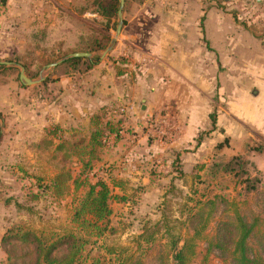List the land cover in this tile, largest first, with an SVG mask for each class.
Masks as SVG:
<instances>
[{
	"label": "rangeland",
	"instance_id": "rangeland-1",
	"mask_svg": "<svg viewBox=\"0 0 264 264\" xmlns=\"http://www.w3.org/2000/svg\"><path fill=\"white\" fill-rule=\"evenodd\" d=\"M7 1L0 0V62H3L0 65L4 66L0 67V232L3 230L4 233L5 230L23 220L30 223L32 228L46 226L54 233L71 231L74 207L87 188L82 185L86 177L91 182L98 178L107 183L111 193L109 199L111 215L109 227L104 229L103 235L98 237L95 234L87 236L83 231L80 233L88 237V242L77 257L78 264H120L121 260L130 264L137 258L144 260V264H175L170 257H164L167 248L163 247L162 238H157L153 246L145 244L137 246L136 237L141 233V228L146 221L157 222L163 214L170 217L169 224L174 226L173 233L181 231L180 234L185 237L184 227L180 228V225L173 222L175 219L183 220L185 217L186 212L182 215L179 212L181 209L187 210L183 207L185 196L190 197L191 201L187 206L191 207L201 198L200 193L206 194L210 189L212 191L210 194L216 193L228 200V203L223 202V205H217V210L215 207L216 216L212 225L219 226L222 219L232 217L234 209L245 219L251 220L253 217H258L260 223L256 231H260V236L253 238L252 243L259 247L264 246V236H262L264 234V139L252 135L239 152L244 157V161L242 160L245 164L244 168L247 166L250 175L261 180L254 191L246 192L244 185L236 186L233 181H227V179L206 190L205 184L212 177L209 174L210 170H205L200 173L203 183L192 188L197 189V193H191L188 185H183V179L176 178L178 175L173 169L176 165L189 175L196 172L193 168L196 165L204 163L209 167L213 160L222 163L229 159L227 149L219 156L212 155L214 145L223 139V84L231 83L233 77L241 74L249 75L252 69H227L231 59L226 64L223 52L217 51L219 43L215 41H219L220 34L216 33V25L223 23L224 18L231 20L234 24L243 25L248 34L256 33L252 22L255 18L252 9L256 0H188L194 5L200 4L201 7V10L195 12V18L199 23L197 27L200 28L197 32L202 33V40L196 42V45L197 48L204 47L206 57L201 55L198 64L209 66V68L188 69V58L182 57L180 53L174 54V51V56L168 50L162 53L164 58H169L176 68L171 69V73L177 81L191 82L196 74L195 81L199 82L201 90L208 96L211 105L210 116L215 118L216 125L213 129L207 126L197 133L196 136L201 139L200 145L196 143L197 138H195L193 143L180 142L179 146H171L173 138L170 140L156 138L154 121L148 122V117L151 114V120H154L158 116L156 113H163V110H161L162 107L160 110L154 108L153 96L147 99L149 112L145 117H138L139 119L137 118L141 114L139 101L128 110L126 104L122 102L113 105L105 104L95 108L91 116L80 109V113H84L83 116L79 115L80 118L75 112H78L76 105L72 103L68 106L66 113L61 112L57 106L56 113L52 112L49 116V108L46 107L48 103L60 104L56 99L59 95L57 91L59 84L56 81L53 82L54 84L48 82L45 87L39 85L45 78L49 81L54 80L53 77L65 75L84 77V81L88 77L87 72L95 66L100 67L99 69L111 67L129 69L131 50L127 47L128 43H131L130 36L136 31V20L134 21L133 18L139 17V6L146 1L152 3L177 0H127L126 5H123L124 9L122 8V29L114 45L115 47L119 43L120 50L111 55L113 47L104 56L102 52L107 46L103 50L88 52L92 54V57L87 59H97V63L92 68L89 67L87 60L71 63L66 62L70 59L68 58L54 67L45 68L48 64H42L38 59L21 58L32 54L42 56L44 50L54 49L56 52L66 50L67 53L63 56L54 58L53 62H56L77 52L81 44V48L90 46L91 39H101L103 35H109L111 39L115 33L118 17L107 21L99 15L92 14L90 10L79 12L82 2L86 4V0L82 2L74 0L56 12L60 18L57 22H67L68 25L61 28L51 26L48 29L47 39L43 41L35 35L41 28H36L37 26L32 25L33 22L28 24L27 11H20L18 14L15 2L7 4ZM261 2L264 3V0ZM86 5L83 6L86 7ZM87 6L91 7L89 4ZM40 12H38L39 16ZM161 23L162 21L159 22ZM59 33L65 37V41L55 40ZM125 36L126 39H124ZM123 40L126 41L125 47ZM133 45H135L134 42L131 47H134ZM121 53L123 54L120 55ZM208 53L210 58L207 57ZM21 61H25L28 65V73L32 77L30 79L37 80L41 76L43 80L23 86L19 81L20 67H23ZM231 63L234 62L231 61ZM140 64L145 66L144 74L162 73L157 60L155 62L154 59L144 58L140 60ZM150 70L152 72H149ZM260 99L263 101V98ZM118 118H121L124 123L120 120L122 127L115 126V128L117 127L118 132L123 130L126 138L116 141L119 145L113 147H118L117 150L107 145L112 143L113 138V136L109 138V134L102 138L101 141L104 144L98 147L91 160L88 159V154L80 158V155H75L71 149L55 150L56 145L63 142L66 146L75 145L77 151L81 149L86 153L89 152L90 143L88 142L91 133L105 122H115ZM162 132L165 130H161ZM139 136L143 139L139 140ZM247 147L260 148L261 154L257 150L250 151ZM198 161L203 162L198 163ZM85 163H88L89 167ZM83 166L84 170L89 168L90 171H82ZM258 166L260 170L257 173L253 167L256 169ZM65 172H69L72 178L65 181L66 185L61 194L55 196L50 191L52 189H48V185L55 176ZM184 179V183L189 180V178ZM171 185L176 188L174 191L171 190ZM224 185H227V189H223ZM166 199L169 200L165 204ZM16 203H20L23 209H18ZM230 203H237L234 205L236 207L229 206ZM26 208L31 209L30 215ZM73 231L76 230L73 228ZM182 241L183 239L179 242V246ZM205 247V243L199 244L198 253L190 264L201 262L206 253ZM26 248L28 250L23 249L19 252L27 253L20 260L25 264L33 257L31 249ZM6 257L5 248L0 245V264L4 263ZM207 264H229L228 257L219 254L217 250H212L208 254Z\"/></svg>",
	"mask_w": 264,
	"mask_h": 264
},
{
	"label": "crops",
	"instance_id": "crops-1",
	"mask_svg": "<svg viewBox=\"0 0 264 264\" xmlns=\"http://www.w3.org/2000/svg\"><path fill=\"white\" fill-rule=\"evenodd\" d=\"M73 1L8 0L7 4L15 2L18 14L20 11H27L28 24L33 22L32 25L37 26L36 28L40 27L41 29L36 32L43 30L46 40L51 26L61 28L68 25L67 22H57L60 18L56 12ZM256 1L252 9L255 17L252 19L254 24L252 25L256 33L248 34L243 25L234 24L231 20L224 18L223 23L216 25V33L220 34L219 41H215L219 43L217 51L223 52L226 64L231 59L227 69H252L249 75L241 74L233 77L231 83L223 84V138L227 137L229 140V146L226 148L227 156L241 152L252 135L264 139V3L261 0ZM197 10H201L200 4L194 5L188 0L143 2L139 6V17L133 18L134 21L136 20V31L130 36L131 43H128L127 47L131 50L129 69H113V67L99 69L100 67L95 66L87 72L88 77L84 81V77L78 78L73 75L53 77L55 81L51 83L57 81L59 84L57 89L59 95L56 99L60 104L48 103L46 107L49 108V116L52 112L56 113L57 106L61 112L66 113L68 106L72 103L76 105L78 112H75L80 118L84 115L80 113V109L91 116L95 108L105 104L113 105L122 102L126 104L128 110L139 101L141 114L137 118H142L149 112L147 99L153 96L154 108L160 110L162 107L161 110H163V113H156L158 116L154 119L163 117L171 124V127L164 129L165 135L155 134L158 140L173 138L171 146H179L180 142L190 144L197 138V133L205 127L210 126L213 129L211 122L209 123L211 105L208 96L201 90L199 82L195 81L196 74L191 82L177 81L171 73V69L176 68L169 58H164L162 53L164 50H168L172 56L180 53L182 57L188 58V69L209 68V66L198 64L201 55L206 57V50L203 46L197 48L196 45V42L202 40V33L197 32L200 31L197 27L199 23L195 18ZM160 21H162L161 24H159ZM55 40L65 41L66 39L59 33ZM125 42V40L122 41L123 44ZM132 42L135 43L134 47H131ZM120 48L121 46L117 43L110 54L118 52ZM207 57L210 58L209 53ZM144 58L154 59L155 62L157 60L162 73L144 74L145 66L140 64V60ZM260 98H263V101ZM53 116L55 117V114ZM129 119L133 120L130 117ZM120 120L122 119L118 118L115 122H111L121 128L124 121ZM150 121L151 114L148 117V122ZM218 121L220 124V118ZM135 127L137 129V125ZM119 133L120 138L109 134V138L113 136L112 143L107 144L109 148L118 146L119 144L116 143L118 139L126 138L123 130H119ZM141 139H143L142 136H139V140ZM200 143L201 140L199 145ZM117 148L114 149L117 150ZM257 169L260 170V167L258 166ZM183 172L186 174L185 171ZM0 234L1 239L3 230Z\"/></svg>",
	"mask_w": 264,
	"mask_h": 264
},
{
	"label": "trees",
	"instance_id": "trees-1",
	"mask_svg": "<svg viewBox=\"0 0 264 264\" xmlns=\"http://www.w3.org/2000/svg\"><path fill=\"white\" fill-rule=\"evenodd\" d=\"M126 3L127 0L124 1V5H126ZM86 4H89L91 7L88 8ZM86 4H84V1L82 2L79 12L90 10L92 13L103 17L107 21L117 17V11L119 9L118 0H86ZM83 5H86V7ZM35 35L36 37L38 35L37 38L40 40H45L46 35L43 30L38 31ZM109 40V35H103L101 39H91L89 42L90 46L81 48V44L80 47L77 48V52H94L103 50L107 46ZM66 53V50L63 52H56L54 49L49 51L44 50L42 56L33 54L24 55L21 59L30 57L40 60L42 64H50L54 61V58L56 59ZM81 60H87L90 64V68L97 63L96 58L92 60L87 58H70L66 62L74 63ZM21 63L23 64L22 66L26 77L29 79L32 78L28 73V65L26 62L21 61ZM0 67L4 66L0 65ZM52 81L55 80L51 79L47 81V78H45L39 85H43L45 87L48 82ZM210 119L211 126L214 128L215 118L210 116ZM56 132H53V134H56ZM112 133L115 137H119V132L116 130L115 124L107 121L91 133L88 142V144L90 143L89 152L86 153L84 150L81 151V149L77 151L75 145L70 147L68 145L66 146V143L63 142L58 143L55 150L58 151L64 148L71 149V152L75 155L79 154L80 158H82V155L88 154V159L91 160L95 156L98 147L104 144L101 141L102 138L105 135ZM199 139L200 137H197L196 139L198 144L201 140ZM59 140L61 139L59 138ZM228 146L229 140L227 137H224L221 141L214 145L212 155L214 157L219 156ZM247 149L250 151L257 150L259 154H261L262 151V149L255 147H247ZM228 158L229 159L222 163L217 160H213L209 167H207L204 163L196 165V167H194L196 172L189 175H186L176 165H174L173 169L177 172L178 177L176 178L183 179V185L187 184L191 193H197L198 190L192 188H195L198 184L203 183V181H201L200 173L205 170H210L209 174L212 177L211 180L207 181L205 184L206 190L209 189L210 186L218 185L217 183L220 184L227 179V181H233V184L236 186L244 185L246 192L254 191L256 189V185L260 183L261 180L259 178L252 177L247 169V166L244 168L245 164L242 163L244 161L243 155L241 153H237L229 156ZM85 164L89 167L88 163ZM84 168L85 167L83 166V169L81 168V170L83 171ZM253 169L257 173L259 172L257 168L255 169L253 167ZM87 170L90 171L89 168H87ZM70 178H72V176L69 175V172L59 173V175L55 176L50 182L48 189H52L50 190L51 193L58 196L61 194L63 187L66 185L65 181H68ZM184 178H189V180H186L184 183ZM83 181L84 184L82 183V185H85L87 188L74 207L71 219L72 230L65 231L64 233H54L46 226L32 228V226L29 225L30 223L27 221H20L5 230L1 237L0 245L5 248L7 255L3 264H25L20 260H22L24 255L27 253L19 252L23 249H27L26 247H29L33 254L32 260L30 259L27 264H78L77 257L79 256L82 248L88 242V237H84L80 233L83 231L87 236L95 234V236L98 237L103 235L104 229L108 226L109 217L111 215V208L109 206L111 193L107 183L98 178L91 182L85 177ZM73 182H75V179H73ZM226 186L227 185H224L223 189H227ZM171 187L172 191L176 189L174 185H171ZM211 192L212 191L210 189L209 191L207 190L206 194L200 193L201 198L196 200L191 207L187 206L188 202L191 201L190 197L185 196L183 207L187 208V210L185 211L181 209L179 211L181 215L186 212L185 217L183 220L175 219V221H173L180 225V228L181 226L184 227L186 230L184 233L185 237L180 234L181 231L173 233L174 226L169 224L170 217L163 214L157 222L150 223V221H146L143 224L141 233L136 237L137 246H141V244L153 246L155 245L157 238H162L164 241L162 245L167 248V252L164 257H170L175 264H190V261L193 260L198 253L197 250L199 248V244L205 243L206 253L201 259V262L198 264H207L208 254L212 250H217L219 254L227 256L229 264H264V246L259 247L258 245L256 246L252 243L253 238L257 235L260 236V231H256L258 224L260 223V219L258 217H253L251 220L245 219L243 215L234 209L232 217L222 219L219 226L217 224L215 226L212 225L216 216L215 207L219 204L223 205V202H227L228 200H226L222 195L216 193L210 194ZM168 200L166 199L164 201L165 204ZM236 204L230 203L228 205L234 206ZM16 207L18 209H23L20 203H16ZM217 209L218 208L216 207V210ZM26 211L30 215L31 209L26 208ZM73 228L76 231H73ZM159 232H161L159 235L160 237L157 236ZM262 236H264V234ZM182 239V244L179 246V242ZM120 264L127 263L124 260H121ZM130 264H144V260L137 258Z\"/></svg>",
	"mask_w": 264,
	"mask_h": 264
},
{
	"label": "water",
	"instance_id": "water-1",
	"mask_svg": "<svg viewBox=\"0 0 264 264\" xmlns=\"http://www.w3.org/2000/svg\"><path fill=\"white\" fill-rule=\"evenodd\" d=\"M118 1H119V9L117 11L118 23L116 25L115 33H114L113 37L110 39L107 47L102 52V56L107 54L114 47L116 40L118 39L120 32H121V29H122V25H123L122 8L124 5V0H118ZM91 57H92V54L88 53V52H74L72 54H69V55L61 58L60 60H58L56 62H53L51 64L46 65L45 68L54 67V66L60 64L61 62L67 60L68 58H91ZM1 63H3V62H0V64ZM5 64H7V63H5ZM42 80H43V77H41V76L37 80H32V79L27 78L25 73H24L23 67H20L19 81L21 82V84L23 86H29L32 84H36Z\"/></svg>",
	"mask_w": 264,
	"mask_h": 264
},
{
	"label": "built area",
	"instance_id": "built-area-1",
	"mask_svg": "<svg viewBox=\"0 0 264 264\" xmlns=\"http://www.w3.org/2000/svg\"><path fill=\"white\" fill-rule=\"evenodd\" d=\"M154 121V126H155V134L158 136L165 135V132L161 133V130H164L165 128L171 127V124L165 120L163 117H159L158 119L151 120L150 122ZM157 129V131H156Z\"/></svg>",
	"mask_w": 264,
	"mask_h": 264
}]
</instances>
